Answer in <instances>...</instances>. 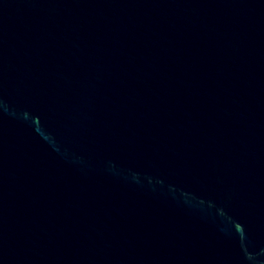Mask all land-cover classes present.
<instances>
[{
	"label": "water",
	"instance_id": "1",
	"mask_svg": "<svg viewBox=\"0 0 264 264\" xmlns=\"http://www.w3.org/2000/svg\"><path fill=\"white\" fill-rule=\"evenodd\" d=\"M0 264H264V0H0Z\"/></svg>",
	"mask_w": 264,
	"mask_h": 264
}]
</instances>
